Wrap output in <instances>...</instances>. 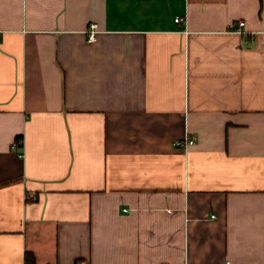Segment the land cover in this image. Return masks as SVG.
I'll list each match as a JSON object with an SVG mask.
<instances>
[{
	"label": "crops",
	"instance_id": "0c3cea01",
	"mask_svg": "<svg viewBox=\"0 0 264 264\" xmlns=\"http://www.w3.org/2000/svg\"><path fill=\"white\" fill-rule=\"evenodd\" d=\"M26 252L264 264V0H0V264Z\"/></svg>",
	"mask_w": 264,
	"mask_h": 264
},
{
	"label": "built area",
	"instance_id": "2783aa9c",
	"mask_svg": "<svg viewBox=\"0 0 264 264\" xmlns=\"http://www.w3.org/2000/svg\"><path fill=\"white\" fill-rule=\"evenodd\" d=\"M175 22H184V19L181 17H176L174 19ZM241 25V24H240ZM96 33H97V25L95 23H90L88 30H87V41L92 42L96 38ZM21 143V141H20ZM195 143L194 138L190 136H184L182 139L175 140L173 142V145L176 147H182L186 148L189 145H193ZM22 156V154H20Z\"/></svg>",
	"mask_w": 264,
	"mask_h": 264
},
{
	"label": "trees",
	"instance_id": "16d2710c",
	"mask_svg": "<svg viewBox=\"0 0 264 264\" xmlns=\"http://www.w3.org/2000/svg\"><path fill=\"white\" fill-rule=\"evenodd\" d=\"M25 262H26V264L29 263V262L34 264L33 254H31L29 252H26V254H25Z\"/></svg>",
	"mask_w": 264,
	"mask_h": 264
}]
</instances>
